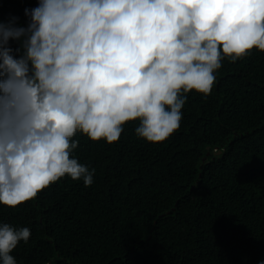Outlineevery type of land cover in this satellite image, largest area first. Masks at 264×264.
Returning <instances> with one entry per match:
<instances>
[{"label": "clouds", "instance_id": "obj_1", "mask_svg": "<svg viewBox=\"0 0 264 264\" xmlns=\"http://www.w3.org/2000/svg\"><path fill=\"white\" fill-rule=\"evenodd\" d=\"M25 15L26 27L0 23V204L9 207L65 175L94 183L95 168L71 155L77 131L112 144L138 120V138L164 142L186 94L212 93L225 57L264 52V0H39ZM30 236L0 224L2 264H17L10 253Z\"/></svg>", "mask_w": 264, "mask_h": 264}, {"label": "trees", "instance_id": "obj_2", "mask_svg": "<svg viewBox=\"0 0 264 264\" xmlns=\"http://www.w3.org/2000/svg\"><path fill=\"white\" fill-rule=\"evenodd\" d=\"M38 3L0 0V23L26 27ZM221 63L212 93L186 94L164 142L138 138V120L112 144L77 131L71 155L95 168L91 186L65 175L34 199L0 204V224L31 231L10 253L17 264L264 260V52Z\"/></svg>", "mask_w": 264, "mask_h": 264}, {"label": "water", "instance_id": "obj_3", "mask_svg": "<svg viewBox=\"0 0 264 264\" xmlns=\"http://www.w3.org/2000/svg\"><path fill=\"white\" fill-rule=\"evenodd\" d=\"M220 151H217V153H219Z\"/></svg>", "mask_w": 264, "mask_h": 264}]
</instances>
